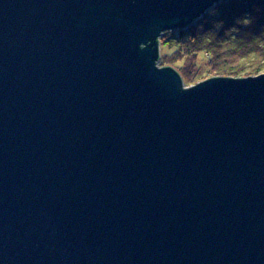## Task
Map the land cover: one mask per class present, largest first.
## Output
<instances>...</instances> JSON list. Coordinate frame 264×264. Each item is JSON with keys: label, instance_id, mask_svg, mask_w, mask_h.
<instances>
[{"label": "water", "instance_id": "95a60500", "mask_svg": "<svg viewBox=\"0 0 264 264\" xmlns=\"http://www.w3.org/2000/svg\"><path fill=\"white\" fill-rule=\"evenodd\" d=\"M224 1L0 0V264H264V73L157 66Z\"/></svg>", "mask_w": 264, "mask_h": 264}, {"label": "trees", "instance_id": "16d2710c", "mask_svg": "<svg viewBox=\"0 0 264 264\" xmlns=\"http://www.w3.org/2000/svg\"><path fill=\"white\" fill-rule=\"evenodd\" d=\"M160 42L175 53L167 60L160 58L159 66L172 65L180 72L181 62H195L205 54L211 66L230 77L263 73L264 0L220 2L187 28L168 31Z\"/></svg>", "mask_w": 264, "mask_h": 264}, {"label": "rangeland", "instance_id": "374dc122", "mask_svg": "<svg viewBox=\"0 0 264 264\" xmlns=\"http://www.w3.org/2000/svg\"><path fill=\"white\" fill-rule=\"evenodd\" d=\"M165 33H168V32H164L159 38V59L162 58L163 60H167L168 58L173 57V54L175 53V48L169 47V46L164 47L161 44L160 40L163 39V35ZM208 58L209 57L205 56V54H200L196 58L195 62L193 60H187L185 64L181 62L182 65L180 66H182L183 69L180 70V72L177 70V73L180 75L185 87H191L196 83H199V82L211 79V78H216V77L246 78V77H230L228 75L223 74V72H220L218 69H215V67L211 66ZM157 66L159 68H163V66L161 65L159 66L158 63H157ZM168 67L175 68L172 65H169Z\"/></svg>", "mask_w": 264, "mask_h": 264}, {"label": "bare ground", "instance_id": "6f19581e", "mask_svg": "<svg viewBox=\"0 0 264 264\" xmlns=\"http://www.w3.org/2000/svg\"><path fill=\"white\" fill-rule=\"evenodd\" d=\"M217 78V77H216Z\"/></svg>", "mask_w": 264, "mask_h": 264}]
</instances>
